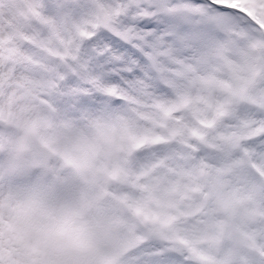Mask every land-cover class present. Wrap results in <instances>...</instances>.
<instances>
[{"label": "snow or ice", "instance_id": "6c2138e0", "mask_svg": "<svg viewBox=\"0 0 264 264\" xmlns=\"http://www.w3.org/2000/svg\"><path fill=\"white\" fill-rule=\"evenodd\" d=\"M0 264H264V0H0Z\"/></svg>", "mask_w": 264, "mask_h": 264}, {"label": "rangeland", "instance_id": "374dc122", "mask_svg": "<svg viewBox=\"0 0 264 264\" xmlns=\"http://www.w3.org/2000/svg\"><path fill=\"white\" fill-rule=\"evenodd\" d=\"M240 3H247V4H254L255 0H239ZM233 6H236L235 3H233Z\"/></svg>", "mask_w": 264, "mask_h": 264}]
</instances>
